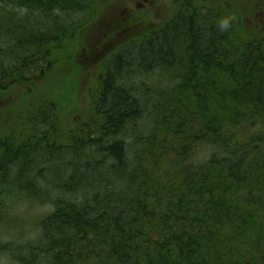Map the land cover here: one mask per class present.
Returning <instances> with one entry per match:
<instances>
[{"label":"trees","instance_id":"trees-1","mask_svg":"<svg viewBox=\"0 0 264 264\" xmlns=\"http://www.w3.org/2000/svg\"><path fill=\"white\" fill-rule=\"evenodd\" d=\"M226 3L174 0L122 44L68 144L38 111L0 136V224L17 200L50 206L22 264H264V26ZM99 4L0 0V90L45 73Z\"/></svg>","mask_w":264,"mask_h":264},{"label":"rangeland","instance_id":"rangeland-1","mask_svg":"<svg viewBox=\"0 0 264 264\" xmlns=\"http://www.w3.org/2000/svg\"><path fill=\"white\" fill-rule=\"evenodd\" d=\"M99 3L77 28L51 46L52 64L45 73L26 77L27 81L18 79L11 87L0 90V136H27L33 124L29 117L37 111L39 118L34 119L37 124L45 122L41 118L43 112L51 123V126L36 125V131H45L47 142L68 144L69 134H83L80 126L91 115L90 106L103 63L129 39L142 37L175 13L174 0H99ZM226 5L241 15L243 25L264 26V0H227ZM32 141L36 143L34 137ZM62 167L58 163L51 165V169ZM49 209L43 202L17 200L8 223L0 224V246L6 245L0 249V264H22V258H28L31 250L27 247L36 244L39 220Z\"/></svg>","mask_w":264,"mask_h":264},{"label":"clouds","instance_id":"clouds-1","mask_svg":"<svg viewBox=\"0 0 264 264\" xmlns=\"http://www.w3.org/2000/svg\"><path fill=\"white\" fill-rule=\"evenodd\" d=\"M220 26L222 29H226L228 27L227 21L222 22Z\"/></svg>","mask_w":264,"mask_h":264}]
</instances>
